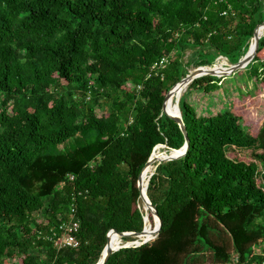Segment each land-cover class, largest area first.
I'll use <instances>...</instances> for the list:
<instances>
[{
  "label": "trees",
  "instance_id": "1",
  "mask_svg": "<svg viewBox=\"0 0 264 264\" xmlns=\"http://www.w3.org/2000/svg\"><path fill=\"white\" fill-rule=\"evenodd\" d=\"M263 22L264 0H0V264H97L110 231L142 232L139 176L155 147L185 145L166 94L191 65L236 64ZM162 58L164 78L152 72ZM245 72L264 99V36ZM221 85L206 76L187 92ZM253 100L199 116L182 95L190 148L159 164L147 189L161 230L107 264H264ZM72 222L79 246L60 249Z\"/></svg>",
  "mask_w": 264,
  "mask_h": 264
},
{
  "label": "water",
  "instance_id": "2",
  "mask_svg": "<svg viewBox=\"0 0 264 264\" xmlns=\"http://www.w3.org/2000/svg\"><path fill=\"white\" fill-rule=\"evenodd\" d=\"M262 30H264V22L257 25V27L255 28V31H254L253 39H252L253 43L251 42L249 50L247 51L245 56L243 58H241L236 64L229 63V65H227V67L221 68V69H217L216 65L214 63L209 65V66L199 67V68L195 69L194 71L189 72V74L184 79H182L179 83H177L166 94L164 104H163V113L166 114L170 119L175 121L176 124L179 126L182 134L185 137V145L180 150H169L166 145L155 147L150 159L146 163V165L143 168V170L139 176V179H138V189L140 192V199H141L143 205L145 206L146 211L152 214L153 220L155 221L157 219L158 225H156L154 230L152 231V234H151L152 238L150 240H145V239L142 240L143 237H145L147 234L145 227H144L143 231L139 232V233H118L114 230L110 231V233L108 234V237H107V245H106V247L102 253L101 259L99 260V262L97 264H107L110 257L113 255L114 252H117L122 248L140 247V246L150 242L151 240H154L158 236V234L161 230V227H162V221H161L155 207L152 205L151 201L149 200V198L147 196V189H148L150 179L154 175V172H155V170L159 164L167 163V162H171V161H175V160H178L180 158H183L187 154V152L190 148V140L188 138V132H187L186 126L183 122L181 111L179 108L181 92L186 91V89L189 87V85L192 82H194L196 79L206 77V76L215 77V78H228V77L232 76L233 74H235L239 71L245 70L250 64H252L254 62V59L257 55V52L259 50L260 39L264 36V35L261 37L259 36V34ZM220 58L227 60L224 57H220ZM218 59H216V61ZM175 94L176 95L178 94V95L176 96ZM173 96H176L175 105H177L178 113H171L168 111L167 102ZM158 147L166 148L168 150L167 151L168 153L162 159H157V158L153 157L154 151ZM155 164H156V166H154ZM149 168H154V171L151 172V174L148 176V181H147L146 187L144 188L143 175L146 173V171ZM144 223H145V216H144ZM110 235H118L119 237H121V239L131 238V239H136V240L132 241V242L124 243V245L114 249L111 247Z\"/></svg>",
  "mask_w": 264,
  "mask_h": 264
},
{
  "label": "rangeland",
  "instance_id": "3",
  "mask_svg": "<svg viewBox=\"0 0 264 264\" xmlns=\"http://www.w3.org/2000/svg\"><path fill=\"white\" fill-rule=\"evenodd\" d=\"M190 54V51L187 52V54L183 58L182 61L184 64L190 61ZM220 62H226L225 67L229 65V62L223 58H219L216 62H214V64L217 65ZM195 69L197 68H195L193 65L188 67L189 72H192ZM242 71H244L243 75L237 73L236 75H232L228 78H221L222 85L215 92L205 94L202 91L195 90L187 92L186 89V91H184L182 95L185 94L186 100L195 108L199 116H206L210 114L214 115L221 111L229 110L233 107L234 103H237L239 106L245 108L247 98H255V100H253V102L255 103V107L253 106L254 110L249 111V118H247L248 122H250L253 128L257 129L264 119V99L261 97L262 90L259 82H257L255 78H252L249 73L245 72V70ZM167 151L168 150L166 148H162L159 154H167ZM153 171L154 168L151 172ZM142 210L144 211L145 215H149V212L146 211L143 204ZM151 222L153 225V221ZM149 234L151 233L147 231L146 236Z\"/></svg>",
  "mask_w": 264,
  "mask_h": 264
},
{
  "label": "built area",
  "instance_id": "4",
  "mask_svg": "<svg viewBox=\"0 0 264 264\" xmlns=\"http://www.w3.org/2000/svg\"><path fill=\"white\" fill-rule=\"evenodd\" d=\"M169 63V60L167 58H162L160 61L156 62L152 67V72L156 75H161L162 78L163 74L162 71L167 68V65ZM151 75L148 76V78ZM141 89V87H138V90ZM73 214H75V209H72ZM79 229V223L78 222H72L71 224H63L60 227V230L65 232V236H63L60 240L57 241L58 248H77L79 246V242L76 239L74 233H77Z\"/></svg>",
  "mask_w": 264,
  "mask_h": 264
},
{
  "label": "bare ground",
  "instance_id": "5",
  "mask_svg": "<svg viewBox=\"0 0 264 264\" xmlns=\"http://www.w3.org/2000/svg\"><path fill=\"white\" fill-rule=\"evenodd\" d=\"M264 35V30H262L261 32H260V34H259V36L261 37V36H263ZM253 43V42H252ZM225 65H226V62H223ZM220 63L219 64H217L216 65V68L217 69H220ZM184 91H182L181 92V96H180V98L182 97V93H183ZM176 95V94H175ZM178 95V94H177ZM176 95V96H177ZM176 96H175V98H171L169 101H168V111L169 112H171V113H178V109H177V105H175V100H176ZM160 150H162V149H159V150H157V151H155L154 152V154H153V157L154 158H157V159H162V158H164L165 156H166V154H159V151ZM153 170V168H149L147 171H146V173L143 175V184H144V188L146 187V184H147V181H148V176L150 175V173H151V171ZM148 224H149V222H148V218H147V216L145 215V230H146V233H147V228H148ZM156 225H158V221H157V219L154 221L153 220V230H154V228H155V226ZM152 230V231H153ZM151 234H152V232H151ZM151 234H149V235H147V236H145V237H143V239L142 240H150L151 238H152V235ZM116 237H119L118 235H116V236H113L111 239H110V242H111V247L112 248H118V247H120V246H122V245H124V244H118L117 242H115V241H113V239H115Z\"/></svg>",
  "mask_w": 264,
  "mask_h": 264
}]
</instances>
